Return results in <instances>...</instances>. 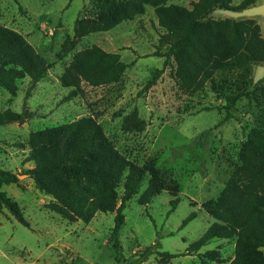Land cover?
I'll use <instances>...</instances> for the list:
<instances>
[{
  "label": "rangeland",
  "instance_id": "obj_1",
  "mask_svg": "<svg viewBox=\"0 0 264 264\" xmlns=\"http://www.w3.org/2000/svg\"><path fill=\"white\" fill-rule=\"evenodd\" d=\"M193 1L168 4L190 8ZM241 2L232 0L233 6ZM95 16L91 0H0V25L22 35L46 66L44 78L29 96L28 78L18 82L14 95L0 87V112L29 115L0 126V169L20 176L2 190L17 203L25 222L0 210V264H128L157 241L158 253L140 264H228L235 238L214 239L192 253L188 247L216 221L213 207L240 164L250 132L264 129V80L254 89L248 86L246 96L230 108L227 96L234 93L232 86L209 83L199 93L185 94L176 83L173 60L165 62L168 46L161 38L165 31L158 27L151 7L134 20L84 36L71 47L75 19ZM257 22L264 36L262 20ZM91 45L117 53L131 65L117 84L81 83L77 95L64 101L69 89L60 85L59 77L73 54ZM158 71V79L146 88ZM134 108L146 126L142 132L125 133L122 118ZM82 117L94 118L115 148L144 170L136 193L122 210L117 253L108 240L114 213H98L88 224L69 222L55 212L54 200L23 175L33 167L27 160L32 132ZM205 130L210 133L200 147L197 140ZM150 181L157 183L160 193L142 205L140 198ZM174 200L178 204L171 211ZM191 213L195 218L179 229Z\"/></svg>",
  "mask_w": 264,
  "mask_h": 264
},
{
  "label": "trees",
  "instance_id": "obj_2",
  "mask_svg": "<svg viewBox=\"0 0 264 264\" xmlns=\"http://www.w3.org/2000/svg\"><path fill=\"white\" fill-rule=\"evenodd\" d=\"M91 1L95 4L96 16L75 19L71 47L84 36L107 32L134 20L149 6L158 27L165 31L161 36L168 46L165 62L173 60L176 83L185 94L199 93L209 83L232 86L234 93L227 96L230 108L237 99L246 96L254 65L264 64V36L257 20H203L213 8L239 10L254 5L257 0H242L238 6H233L232 0H195L190 8L168 4L169 0ZM130 65L124 63L119 54L97 45L78 51L59 77L60 85L69 89L64 101L77 95L81 83L91 87L117 84ZM45 73L43 59L25 38L0 25V87L14 95L19 89L18 82L28 78L30 86L26 96H29ZM160 74V71L155 72L146 88L152 86ZM28 117L5 110L0 112V126ZM145 126L136 108L122 118L121 130L125 133L142 132ZM209 133V130L202 132L196 145L202 147V139ZM27 145V160L33 167L23 175L32 179L39 192L54 200L57 214L69 222L84 224L90 223L98 213L115 214L108 240L117 253L120 249L118 231L124 221L122 210L136 193L144 170L115 148L92 117L32 132ZM19 177V174L0 169V210L7 209L25 224L17 203L2 190L4 185L17 182ZM159 193L160 187L150 181L140 203L148 204ZM177 204L178 200L171 203V211ZM212 217L216 221L189 245L188 252H197L214 239L235 238L233 258L228 264H264V129L250 132L240 164L216 200ZM194 218V213L189 214L179 229ZM159 245L157 241L147 247L139 259L128 264H140L149 255L157 254Z\"/></svg>",
  "mask_w": 264,
  "mask_h": 264
},
{
  "label": "water",
  "instance_id": "obj_3",
  "mask_svg": "<svg viewBox=\"0 0 264 264\" xmlns=\"http://www.w3.org/2000/svg\"><path fill=\"white\" fill-rule=\"evenodd\" d=\"M217 18H228L234 21L244 20V19H261L264 25V0L258 4H254L248 7H244L239 10L216 7L208 11L203 20L207 19H217ZM264 80V64H255L252 76L250 78V88L254 87L261 81ZM25 176V175H24Z\"/></svg>",
  "mask_w": 264,
  "mask_h": 264
}]
</instances>
